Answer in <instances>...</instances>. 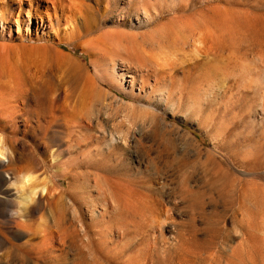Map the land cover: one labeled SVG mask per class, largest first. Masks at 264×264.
Instances as JSON below:
<instances>
[{
	"label": "rangeland",
	"instance_id": "rangeland-1",
	"mask_svg": "<svg viewBox=\"0 0 264 264\" xmlns=\"http://www.w3.org/2000/svg\"><path fill=\"white\" fill-rule=\"evenodd\" d=\"M88 1L92 4H90L91 8H86L84 11L80 25V36L73 37L74 39L70 38L72 42L70 39H67L56 48L52 46V49L46 50L47 53L49 51V53L53 52V54H45V56H43L44 53L40 52L42 53L41 55L43 58H46L47 55H49L48 57L50 58L47 57L45 60L46 63L43 61L44 59L42 56H39L37 51L33 50L34 48H32L39 47L40 42L18 39L15 26L13 27V37L11 39L0 38V42H4L3 44L0 43V51L3 52V45H5V48L7 47V55H13L8 57V63L11 61L13 62L8 64V73L6 76L7 80L4 78V82L2 84L0 83V85H3L4 87V90L0 88V92L5 94H0V96L3 95V99L10 100H8V113L5 115L8 118L6 121H2L0 118V132L6 133V144L8 147L10 146L9 148H11L12 143L11 150H14L12 152L13 155H15H12L13 158L8 161L7 177L5 179L0 178V239L6 237L8 238V243L12 241L13 238L11 239V234H9L10 231L8 230L9 220L12 219L11 221H13L16 219L14 221L20 222L18 219L20 217L17 215H19V211L22 210L23 205H21V203L24 202V198L30 195V188L32 189L33 187L32 191H34L35 187V191L45 188L42 193L43 201L38 212L33 217L29 218L30 221L26 223L29 225L27 226L24 223V227L21 226L24 231L21 229L23 238L19 242H26L27 240L29 242L31 241L30 239H35L29 243H32L34 246L39 245V248L40 246L43 248H41L42 251L41 249L36 250V252H41H37L39 255L33 254V257H31L36 260L35 256H39L40 259L39 257L36 261L34 259H30L28 264H32L34 261L36 264H117L118 260L119 264H126L127 261L129 263L130 257L131 261L133 260L132 264H179L182 263L183 260L184 262L182 264H189L186 263V261L190 262V264H248L247 261L249 260L250 264H256L254 261H257L259 264H263L264 258L262 255H264V233L262 232H264V75L262 74H264V0H85L86 3ZM89 9L91 11H89ZM99 36L101 38H99ZM116 42L118 43L116 44ZM23 43L26 44L27 50H25L26 46ZM28 44H30V46ZM36 44L39 45L36 46ZM73 44L75 46H73ZM87 44L89 46L91 45V47L87 48ZM101 44L105 45L102 47ZM93 45H96V48ZM41 46H43V44H41ZM105 46L108 48H105ZM104 48L108 51H105ZM30 49L31 52H29ZM59 52L60 54H58ZM205 52H207V54H205ZM16 53L17 55H20L22 59L20 56L14 55ZM34 53L38 56L36 57ZM28 54L30 56L34 55L38 59H43H40L42 61V63H40L41 67L39 65L38 59H35L34 56L33 58L29 57ZM62 55L64 57H62ZM65 55L67 57L70 56L69 59H66ZM27 56L30 60L27 59ZM54 56L57 57L55 58ZM16 57L18 58L15 59ZM54 58H59L61 61L57 62L58 60L56 61ZM62 58L64 59L62 60ZM240 58L242 60H238ZM18 59L22 61L20 62ZM252 59L254 61L256 60L253 62L254 64H252ZM15 60H17L18 63ZM34 60L36 61L35 63ZM67 60L71 62L75 61L76 64H73L75 62L72 64L69 62V64ZM235 60H238V63ZM51 61L53 62V65L50 63ZM250 61L251 64L248 63ZM60 62H62L64 67L61 66L62 64ZM257 62L260 64L258 65ZM31 63H34L33 67ZM43 63H45V65ZM57 63L61 64H58L60 66H58L59 68H56ZM236 63L238 66H236ZM245 63H247L249 66L246 64L248 66L246 67ZM71 65L73 67H71ZM76 65H78V67ZM116 66L122 70H125L124 74H129L132 76V78L122 79V77L114 71V69L117 68ZM233 66H235L234 68H238L234 69ZM14 67H17L15 69H18L17 72L20 75L22 74V77L18 73L16 74L15 71H11L12 69L15 70ZM28 67L30 69L29 71L27 70ZM82 67H84L83 72L82 70H78V68L82 69ZM37 68H40L41 70H44L45 68V71L42 70L45 72V74L43 72L41 73V70L39 73L37 72L38 70L35 71ZM60 68L61 70L64 69V72L63 70L60 71ZM249 68L251 69L249 70ZM31 71L34 74L36 73L35 76ZM67 71H70V73ZM71 71L76 72L72 73ZM61 72L64 73V75ZM82 73L87 77H84ZM251 73L255 75L253 76ZM11 74L13 75L12 78L9 77ZM77 74L79 75L78 77ZM17 75L19 78H16L18 82L16 79H14L17 77ZM47 75L50 77V80ZM67 76L71 80L68 79ZM8 77L11 78V81H9ZM32 78L34 79L32 80ZM44 78L46 81H44ZM53 79L56 80L53 81ZM248 79L251 84L248 82ZM35 80L38 81V83H36ZM5 81H8V83ZM87 81L91 83L86 85L88 83ZM127 81L131 82L128 83ZM12 82H17L20 84L14 86V83ZM59 82L61 84L58 85L57 83ZM33 83L34 87L32 86ZM29 84H31V86ZM21 85L23 88H21ZM57 85L59 89H55V87L58 88ZM14 87L15 89H13ZM27 87H29L28 92ZM35 87H38V89ZM17 88L19 91L18 93L16 91ZM50 89L54 90L50 91ZM93 89L94 91L92 92ZM20 90L21 92L24 91L28 93L26 94L28 98L27 103H21V100L19 101L20 98L17 96L20 95L21 97ZM57 90L60 93L55 92ZM37 92H39L38 95L35 94ZM94 92H97V94L94 95ZM102 93L103 95L101 99L100 96ZM33 94L35 95L33 96ZM63 94L65 95L63 96ZM88 95L91 100L93 98H99V102L96 99L92 100V102L90 99H88ZM12 96H14V99ZM36 96L38 100L36 99ZM90 96H92V98ZM17 98L18 100H16ZM11 99H13V101ZM50 99L51 101L52 99L55 101L53 104L55 106H53L54 111L52 109L49 110V108H47L48 110L46 109L45 105L50 102ZM70 99L71 101H69ZM68 102L71 105V108L68 107ZM32 106H34L35 109ZM42 107L43 109L45 108L44 111H42ZM73 107L77 108H75L76 110H73L77 112V114L71 111ZM67 108H69V112ZM60 109H64V112H62ZM34 110H41V113H39L40 115L37 113L38 119L35 117L37 115L36 111ZM77 110L80 111L78 112ZM80 112L82 114L84 113L83 115L86 116L84 119H82L83 116H81V114L78 115ZM51 113L52 115H50ZM66 115L69 116H67L69 120L71 118L69 122L66 121L68 120ZM42 116L45 118H42ZM80 116L83 120L82 124ZM33 117L36 123L34 122V119H32ZM85 118L90 120L91 123L90 121L86 123L87 120H85ZM39 119H42V122L38 125L37 120ZM40 124L42 125L40 126ZM43 124H45L46 129H44ZM87 126L90 127V129L86 128ZM78 129H80V131ZM85 129L87 130L85 131ZM72 130L77 133H72ZM109 133L112 135L114 134L115 139ZM13 137L17 139V141L14 139L16 142L12 140ZM110 137L114 139L113 141L115 144L111 143L112 139ZM116 137L119 138L116 139ZM9 140H12L13 142ZM118 140H122L123 142L130 144L132 150L129 148L127 151L126 148H123L120 153L117 152L114 149V145L123 146V142L121 141L120 143ZM78 144L79 146H77ZM75 148H77L78 151ZM84 149H86V151ZM23 152H25V154ZM90 154L91 157L89 158ZM28 156L29 158H27ZM31 156L33 158H30ZM245 156L247 158H245ZM242 158H245L246 161H244ZM29 159L30 161H28ZM87 159H89V161H87ZM24 160L27 164L24 163ZM31 161L32 164L29 163ZM115 162L117 163V166ZM74 163H76V166H74ZM94 166L95 168H93ZM114 166L118 170H121L118 171ZM113 168H115V170ZM77 169L78 172H76ZM113 170L115 173L116 171L119 172L116 173L118 176L116 177L117 179L115 178L116 174ZM79 171L81 173H79ZM103 172L104 175L102 179L100 176H102ZM109 172L111 174H109ZM88 173L89 175H92L89 176ZM95 174L98 179H93L96 178ZM25 175H30L27 176L29 181H31L30 185H28L29 182H26L27 185L21 184V179H23V176L24 179L28 181V179L25 178ZM105 175L106 177H104ZM108 175H113V177ZM77 176L79 178H77ZM108 177L112 179L110 180ZM120 177L122 180L124 179V182H122L123 184L121 183L123 186L120 184V188H117L115 183H120ZM130 179L132 182H134V185L133 183L132 185L130 184ZM82 180L86 182L84 183ZM127 180H129L130 183ZM102 182L106 187L103 186ZM136 182L137 184L140 182V184H138L139 186H136ZM108 183L111 185L115 184L116 189H114L115 185L113 186L114 188H112V186ZM124 183L128 184L126 185L127 187ZM141 184H143L141 186L142 188L140 187ZM146 184L151 190L149 188L147 189ZM42 185L43 187L44 185L46 187L43 188ZM47 187H51V189ZM92 187L99 192L96 193ZM101 187H104V189L99 190ZM105 188L106 190L108 189L106 192L104 191ZM132 188L134 190H132ZM48 189L51 190V192H48ZM113 189L116 191V193ZM118 189H122V191L124 189V192L125 190L129 191L127 194L125 193L122 195L123 192H120L121 190L118 192ZM141 189L146 190L144 192H149V195L145 194L148 195L145 196L143 191L142 194ZM102 191L106 196H103L104 194ZM130 191L131 193L135 191V194L133 193L131 195L130 193L129 196L126 197ZM137 191L141 194L139 193L140 195H138V193H136ZM47 193H49V195H47ZM98 193H101V198ZM114 193L116 195L115 197ZM159 193L162 194L164 198L159 196ZM45 195L47 199L45 198ZM118 196H122L120 199L121 202L126 198V201H132L134 198L135 200L133 199V201H135V207L138 206L137 210L139 211L138 208L142 206L141 209H145H142L145 212L148 211V214L150 210L147 209L152 203L153 208L155 209H150H152L151 212L154 211V214L150 213L149 215L153 214L154 216L151 215L148 219L145 212H142L143 214H141L140 211L142 210H140L138 213L134 212L137 210L135 207V210L133 209V203L127 202L129 206L124 205V200V203L122 202L123 205L125 207L131 206L130 209L134 210H130L128 213L127 210L129 209L127 208L126 210L118 198V204L120 205L114 204L113 201H116L115 203L118 202L116 200V197ZM94 197L95 199L93 200ZM104 197L106 200H103ZM131 197L133 198L131 199ZM147 198H150V200ZM89 199H91L92 203ZM110 199L111 201L113 199V204H111ZM141 200L142 202H140ZM83 201H85V203ZM150 201L151 203L148 205ZM130 203L132 205H130ZM154 203L156 207L159 206V213L157 208L154 206ZM145 204H147V206H145ZM110 205H114L115 207L120 206L119 208H122L124 211L122 209L120 210L118 207L117 208L119 210L115 209L114 206ZM165 205L168 207V209L165 207ZM161 206H163V208H161ZM15 208L18 209V211H16L13 216H10V210ZM54 208H56V210ZM104 209H106L105 212L101 211ZM117 210L120 214H118ZM60 211H65L68 214L65 212L61 214ZM99 211L103 213V217H99V219H97V214L95 213ZM131 211L133 212V215ZM165 211L169 212V214ZM113 213L117 214L113 215ZM134 213H137L138 215L136 216ZM162 213L166 214L163 216ZM59 214H61L60 216L63 215L64 218L68 216L66 217L68 220L63 218L65 221L64 223L63 220H61L62 218H57ZM129 214L131 218L129 217ZM159 214L163 217L161 218ZM167 214L170 216L168 217ZM140 215L143 216L141 217ZM43 216L45 217L43 218ZM51 216H53L54 219H52L53 217L51 218ZM134 216L137 217L136 219L140 223L134 220ZM50 218L51 220H49ZM56 218L57 220L55 221ZM126 218L131 222L128 223V221L125 220ZM138 218H140V220H138ZM153 218H155L154 221ZM169 218L171 220H168ZM47 219L48 221H46ZM129 219L134 220V223ZM144 219L148 220L144 221ZM235 219H237V221ZM163 220H165V223L162 225L161 223ZM45 221L49 224H46ZM66 221L71 222L69 223ZM156 221L158 225L155 223ZM61 222H63L65 225L63 224V226ZM55 223L62 225V227H60L57 224L60 228L54 225L58 228L57 232L55 231L57 228H53V224ZM177 223H179L180 226H178L179 224ZM181 224H183L184 227ZM247 224L248 227H246ZM254 224L256 225L254 226ZM76 225H79V227H76ZM115 225H119L120 228H118V226L115 227ZM156 225L158 228H156ZM29 226H31L30 230L28 229L30 232L27 230ZM35 226H37V228ZM128 226H130L131 229ZM138 226H141V228ZM241 226H245L244 228L250 229L247 230L251 232L248 234V231L245 229V235L244 230L241 229ZM38 227L39 230H37ZM110 227L114 229H111ZM41 228L46 229L48 233L47 231L45 232V230L43 231ZM69 228H74L76 232L72 231L74 229L69 230ZM117 228L121 229L122 232L121 230H117ZM126 228L127 232H125ZM137 228L139 229L137 230ZM160 228L161 231H159ZM35 229L38 233V237L35 235L37 234L34 231ZM167 229L169 231H166ZM64 230L66 231L64 232ZM80 230L81 232L83 231V233H81ZM88 230L89 233H87ZM108 230L110 232L112 231V234H114L112 235ZM171 230H174L175 232H172ZM179 230L180 232H177ZM49 231H51V233ZM77 231H79L78 234H75ZM106 231L108 232L106 233ZM138 232L140 234H138ZM171 232L174 235H171ZM122 233L123 235H120ZM58 234L63 236V238H61L62 240H60L59 237L61 236H58ZM181 234L183 239L180 238ZM104 235L111 237L105 239ZM46 236H48L47 239L45 238ZM113 236L115 239H113ZM178 236L180 239L177 238ZM50 237H52L53 240L50 239ZM38 238L40 242L39 244H36V242L38 243L39 241ZM138 238H140V240H137ZM64 239L66 242H68L67 244ZM73 239L76 241H74L71 245L72 242L70 241ZM98 239L102 240L100 241ZM180 240L183 241H181L183 244L180 243ZM62 241L66 245L63 244ZM102 241L105 242L103 243ZM125 241L127 242L125 243ZM14 242L19 243L13 239L11 244H14ZM75 242L78 243L77 246L80 244L79 248L76 245L74 246V244H76ZM84 242L87 243L84 245ZM174 242H177L176 244L179 243L181 246L175 244L178 246L175 248V246H173ZM246 242L248 243L245 244ZM93 243H97L96 246ZM46 244H48V248L46 247ZM115 244L117 246H115ZM68 245L72 247H69ZM80 246L82 250L85 249L82 254ZM58 247L62 249V251L59 250ZM165 247L167 248L165 249ZM1 248L3 249L5 247L0 246V249ZM245 248L249 249L246 250ZM115 249L118 250L114 251ZM99 250H102L101 253ZM107 250L110 251L108 252ZM122 250L124 251L122 252ZM155 250L158 251L157 256L155 254L157 251L155 252ZM165 250L166 252H164ZM261 250H263V252ZM112 251L113 254L110 253ZM224 251L225 253H223ZM247 251H249V253ZM106 252H108V255H106ZM221 252L222 254H220ZM76 253H79L78 255L81 256L79 257ZM102 253H104V256ZM241 253L243 254L241 255ZM63 254L66 256V258L65 256L63 257ZM107 256L110 258L108 259ZM146 256L148 257L146 258ZM224 256L229 258L231 256L233 259L231 258V260L226 257L224 258ZM78 257L80 261L76 260ZM153 257H158L157 261L156 258ZM86 258L88 260H86ZM125 258L128 260L125 261ZM256 258H258L259 261L256 260ZM235 259H240V262L238 260L236 261ZM244 260L246 261L244 262Z\"/></svg>",
	"mask_w": 264,
	"mask_h": 264
},
{
	"label": "bare ground",
	"instance_id": "bare-ground-1",
	"mask_svg": "<svg viewBox=\"0 0 264 264\" xmlns=\"http://www.w3.org/2000/svg\"><path fill=\"white\" fill-rule=\"evenodd\" d=\"M92 2V1H91ZM86 2H85V0H0V38H9V39H11L13 36V27L15 26L16 27V35H17V38L18 39H20V40H27V41H34V42H40V46L39 47H32V48H34L33 50H35V51H37V54L40 56L42 53H40V52H43L44 53V55L43 56H45V54H53V52L51 53H49V51H48V53L46 52V50H49V49H52L51 47L53 46V47H57V46H59L64 40H67V39H70V38H73V37H79L80 36V25H81V19H82V17H83V14H84V11H85V9L86 8H89L90 7V4H92V3H90L89 1L85 4ZM131 3V2H130ZM89 5V6H88ZM88 6V7H87ZM92 6V5H91ZM91 8V7H90ZM94 9V8H93ZM89 11H91L90 9H89ZM95 11V10H94ZM93 11V12H94ZM83 33V32H82ZM110 33V32H109ZM116 35V34H115ZM82 36H84V35H82ZM105 36V35H104ZM98 37V36H97ZM106 37V36H105ZM99 38H101L100 36H99ZM74 39V38H73ZM93 39H95V38H93ZM71 40V39H70ZM70 40H69V42H70ZM96 40V39H95ZM87 41V40H86ZM90 41H92V40H90ZM100 41V40H99ZM104 41V40H103ZM107 41V40H106ZM105 41V42H106ZM111 41H112V39H111ZM116 41V40H115ZM71 42H72V40H71ZM70 42V43H71ZM94 42V41H93ZM101 42H102V40H101ZM0 43H2V42H0ZM4 43V42H3ZM2 43V44H3ZM66 43V42H65ZM64 43V44H65ZM87 43V42H86ZM88 43H89V41H88ZM95 43V42H94ZM115 43V42H114ZM118 42H116V44H117ZM6 44V43H5ZM8 44V43H7ZM24 44V43H23ZM41 44H43V46H41ZM69 44V43H68ZM83 44V43H82ZM97 44H98V42H97ZM108 44V43H107ZM10 45H11V43H10ZM25 46H26V44H24ZM29 46H30V44H28ZM39 45V44H38ZM37 44H36V46H38ZM88 45V44H87ZM87 45H84V46H87ZM102 45V44H101ZM101 45H100V47H101ZM105 44H103L102 45V47L104 46ZM112 45V44H111ZM3 46H4V48H3ZM2 46V50H3V52L2 51H0V83L2 84L4 81V78H6V76H7V73H8V64L10 63L11 64V62H13V61H11V62H9L8 63V61H9V56L10 55H12V54H10L9 56L7 55V52H6V48H5V45H3ZM7 46V45H6ZM32 46V45H31ZM33 46H35V45H33ZM62 46V45H61ZM73 46H75L74 44H73ZM93 46H95V48H96V45H93ZM116 46V45H115ZM118 46H120V45H118ZM23 47V46H22ZM88 47H91V45L89 46H87V48ZM207 47V46H206ZM24 48V47H23ZM29 48V47H28ZM31 48V47H30ZM31 48V49H32ZM36 48V49H35ZM105 48H108L107 46H105ZM105 48H104V50H105ZM31 49L29 50V52H31ZM54 49V48H53ZM90 49V48H89ZM93 49V48H92ZM99 49V48H98ZM203 49V48H202ZM20 50V49H19ZM18 50V51H19ZM24 50V49H23ZM25 50H27V46H26V48H25ZM24 50V51H25ZM33 50H32V52H33ZM88 50V49H87ZM97 50V49H96ZM107 50V49H106ZM105 50V51H106ZM111 50H112V48H111ZM54 51H56V50H54ZM89 51V50H88ZM100 51H101V49H100ZM102 51H103V49H102ZM108 51V50H107ZM113 51V50H112ZM1 52H2V55H1ZM23 52V51H22ZM39 52V53H38ZM83 52H84V50H83ZM86 52V51H85ZM98 52H99V50H98ZM104 52V51H103ZM102 52V53H103ZM20 53H21V51H20ZM25 53V52H24ZM23 53V54H24ZM26 53H27V51H26ZM67 53V52H66ZM65 53V54H66ZM101 53V52H100ZM105 53H107V52H105ZM116 53H118V52H116ZM240 53V52H239ZM245 53V52H244ZM249 53V52H248ZM19 54V53H18ZM29 54H31V53H29ZM28 54V56L29 57H32L33 58V56H30ZM35 54V53H34ZM58 54H60V52L58 53ZM58 54H57V56H58ZM61 54H62V52H61ZM108 54V53H107ZM109 54H110V52H109ZM205 54H207V52H205ZM14 55H17V53L16 54H14ZM36 55V54H35ZM38 55H36V57L38 56ZM56 55V54H55ZM242 55H244V54H242ZM241 55V56H242ZM13 56V55H12ZM17 56H20V55H17ZM28 56H27V59H29L28 58ZM42 56V55H41ZM43 56H42V58H43ZM49 55H47V57H48ZM57 56H54L55 58L57 57ZM66 56V55H65ZM247 56V55H246ZM21 57V56H20ZM26 57V56H25ZM35 56H34V58L35 59H38V58H36ZM47 57L45 58H43V59H41V60H43V61H45L46 59H47ZM53 57V56H52ZM61 57V56H60ZM62 57H64L63 55H62ZM70 57V56H69ZM69 57H67L66 56V59L68 58L69 59ZM239 57V56H238ZM245 57V56H244ZM18 57H16L15 59H17ZM31 58V59H32ZM48 58H50V57H48ZM54 58V59H55ZM219 58V57H218ZM228 58V57H227ZM246 58V57H245ZM244 58V59H245ZM13 59H14V57H13ZM20 59V58H19ZM18 59V61H20ZM21 59H22V57H21ZM40 59H38V62H39V65H40V63H42V61L40 60ZM64 58H62V60H63ZM71 59V58H70ZM222 59V58H221ZM249 59V58H248ZM257 59V58H256ZM262 59V58H261ZM12 60V59H11ZM26 60V59H25ZM25 60H23V61H25ZM30 60V59H29ZM29 60H28V62H29ZM49 60H51V59H49ZM52 60H53V58H52ZM57 62H59V61H61V59L59 60V58L58 59H55ZM220 60V59H219ZM226 60V59H225ZM238 60H242L241 58L240 59H238ZM237 60V61H238ZM250 60H251V57H250ZM260 60V59H259ZM17 63H18V61L17 60H15ZM22 61V60H21ZM20 61V62H21ZM54 61V60H53ZM68 61V63L69 62H71V61H69V60H67ZM66 61V62H67ZM73 61V60H72ZM166 61V60H165ZM236 61V60H235ZM236 61V62H237ZM244 61V60H243ZM248 61V60H247ZM246 61V62H247ZM256 61V60H255ZM253 59H252V64H254L253 62H255ZM31 62H33V61H31ZM36 61L34 60V63H35ZM73 62H75V61H73ZM73 62H71V64L73 63ZM115 62V61H114ZM225 62V61H224ZM227 62V61H226ZM34 63H31L32 64V67H33V65H34ZM45 63H46V61H45ZM45 63H43L44 65H45ZM50 63H52V65H53V62L51 61ZM49 63V64H50ZM56 63V62H55ZM54 63V64H55ZM61 64H62V62H60ZM63 63H64V61H63ZM161 63V62H160ZM238 63V62H237ZM237 63H236V66H238L237 65ZM242 63V62H241ZM248 63H250L251 64V61L250 62H248ZM13 64V63H12ZM24 64V63H23ZM23 64H21V65H23ZM26 64H27V62H26ZM25 64V65H26ZM30 64V65H31ZM38 64V63H37ZM59 63H57V67L56 68H59L60 66L59 65H61V64H59ZM70 64V63H69ZM73 64H76V62L75 63H73ZM78 64V63H77ZM170 64V63H169ZM233 64V63H232ZM247 63H245V65H246ZM257 64L259 65L260 63H258L257 62ZM263 64H264V62H263ZM17 65V64H16ZM19 65H20V63H19ZM28 65V64H27ZM65 65V64H64ZM66 65H67V63H66ZM83 65V64H82ZM234 65V64H233ZM243 66H245L244 64H242ZM241 65V66H242ZM248 65V64H247ZM246 65V67H248ZM12 66V65H11ZM14 66V65H13ZM35 66H38V65H35ZM59 66V67H58ZM61 66H63V64L61 65ZM69 66V65H68ZM77 67H78V65H76ZM171 66V65H170ZM229 66V65H228ZM251 66V65H250ZM253 66V65H252ZM262 66V65H261ZM260 66V67H261ZM9 67H10V65H9ZM21 67V66H20ZM19 67V68H20ZM23 67V66H22ZM30 67V66H29ZM29 67H28V71L30 70L29 69ZM31 67V68H32ZM40 67H41V65H40ZM42 67H43V65H42ZM47 67H48V65H47ZM52 67V66H51ZM64 67V66H63ZM71 67H73L72 65H71ZM81 67V66H80ZM117 68H115L114 69V71H115V73L117 72L118 73V75H120L121 77H122V79H130V78H132V76H130L129 74H124V71L125 70H122L121 68H119L118 66H116ZM168 67V66H167ZM172 67V66H171ZM235 66H233V68H234ZM263 67V66H262ZM15 68H17V67H14V69ZM26 68H27V66H26ZM25 68V69H26ZM36 68V67H35ZM49 68V67H48ZM68 68V67H67ZM66 68V69H67ZM158 68V67H157ZM164 68V67H163ZM238 68V67H237ZM237 68H234V69H237ZM9 69H11V68H9ZM22 69V68H21ZM47 69V68H46ZM65 69V70H66ZM85 69H87V68H85ZM171 69V68H170ZM169 69V70H170ZM240 69H242V68H240ZM251 68H249V70H250ZM263 69V68H262ZM261 69V70H262ZM18 70V69H17ZM17 70L15 69V70H11V71H15V73L17 74L18 72H17ZM26 70V71H27ZM32 70V69H31ZM36 70H38L37 72L39 73V71L41 70L40 68L38 69H35V71ZM43 70V69H42ZM41 70V73L43 72V71H45V68H44V70L42 71ZM51 70V69H50ZM56 70V69H55ZM54 70V71H55ZM60 71H62L63 70V72H64V69H62L61 70V68L59 69ZM70 70H71V68H70ZM73 70V69H72ZM78 70L79 71H81L82 70V72H83V70H84V67H82V69H79L78 68ZM239 70V69H238ZM245 70V69H244ZM257 70H259V69H257ZM260 70V71H261ZM22 71H24V70H22ZM26 71H25V74H26ZM247 71V70H246ZM245 71V72H246ZM32 72V71H31ZM33 72H34V69H33ZM32 72V73H33ZM67 72H69L70 73V71H67ZM66 72V74L68 75V73ZM72 73H75L74 71H71ZM78 72V71H77ZM234 72V71H233ZM242 72V71H241ZM252 72V71H251ZM257 72V71H256ZM255 72V73H256ZM22 73V72H21ZM30 73V72H29ZM28 73V74H29ZM44 74H45V72H43ZM54 73V72H53ZM59 73V72H58ZM62 73V72H61ZM248 73V72H247ZM260 73V72H259ZM19 74V73H18ZM34 74V73H33ZM36 74V73H35ZM35 74H34V76H35ZM52 74V73H51ZM54 74H56V73H54ZM60 74V73H59ZM59 74H58V76H59ZM63 75H64V73H62ZM81 74V73H80ZM84 74H85V72H84ZM244 74V73H243ZM252 74V73H251ZM258 74V73H257ZM9 75H10V73H9ZM20 75V74H19ZM22 75V74H21ZM20 75V76H21ZM30 75V74H29ZM42 75V74H41ZM40 75V76H41ZM76 75V74H75ZM82 75H83V73H82ZM250 75V74H249ZM253 75V74H252ZM255 75V74H254ZM253 75V76H254ZM262 75H264V74H262ZM12 74H11V76H9V77H11L12 78ZM16 76V75H15ZM19 76V77H20ZM23 76V75H22ZM21 76V77H22ZM48 76V75H47ZM51 76H53V75H51ZM66 76V75H65ZM79 75L77 74V77H78ZM84 76V75H83ZM86 76V75H85ZM84 76V77H85ZM246 76H248V75H246ZM253 76H252V78H253ZM258 76V75H257ZM8 77V79H9V81H11L10 79L11 78H9ZM37 77V76H36ZM39 77V76H38ZM70 77H71V75H70ZM87 77V76H86ZM16 78H18V75H17V77H15L14 79H16ZM35 78V77H34ZM34 78H32V80L34 79ZM48 78H49V80H50V77L48 76ZM57 78V77H56ZM67 78L68 79H70L68 76H67ZM74 78V77H73ZM241 78H242V76H241ZM245 78V77H244ZM247 78V77H246ZM19 79V78H18ZM27 79H29V78H27ZM40 79V78H39ZM42 79V78H41ZM45 79V78H44ZM249 79H250V76H249ZM249 79H248V82H249ZM6 80H7V78H6ZM17 80V79H16ZM16 80H14V81H16ZM23 80H24V78H23ZM22 80V81H23ZM37 80H38V78H37ZM54 80H56V79H53V81ZM71 80V79H70ZM77 80V79H76ZM13 81V80H12ZM20 81V80H19ZM30 81V80H29ZM36 81V80H35ZM44 81H46V79L44 80ZM58 81H60V80H58ZM89 81V80H88ZM87 81V82H88ZM244 81V80H243ZM6 83H8V81H5ZM17 82H18V80H17ZM17 82H12V83H14V86H16L18 83ZM31 82V81H30ZM128 82V81H127ZM131 82V81H130ZM130 82H128V83H130ZM20 83H21V81H20ZM19 83V84H20ZM24 83V82H23ZM32 83V82H31ZM36 83H38V81H36ZM44 83V82H43ZM70 83V82H69ZM91 83V82H90ZM89 82L86 84V85H88V84H90ZM250 84H251V82H249ZM18 84V85H19ZM44 84H46V83H44ZM58 85L59 84H61L60 82L59 83H57ZM76 84V83H75ZM9 85V84H8ZM30 86H31V84H29ZM38 85V84H37ZM58 85H57V87H58ZM71 85V84H70ZM13 86V85H12ZM22 86V85H21ZM33 87H34V83H33V85H32ZM36 86V85H35ZM45 86H47V85H45ZM90 86V85H89ZM88 86V87H89ZM248 86H250V85H248ZM8 87V86H7ZM26 87V86H25ZM32 87V88H33ZM38 87H39V85H38ZM38 87L36 88V89H38ZM48 87V86H47ZM251 87V86H250ZM256 87V86H255ZM0 88H2V90H4V87H3V85L1 86L0 85ZM20 88V87H19ZM21 88H23V86L21 87ZM28 88L29 87H27V92L29 91L28 90ZM50 88H51V86H50ZM72 88V87H71ZM91 88V87H90ZM12 89V88H11ZM13 89H15V87L13 88ZM34 89V88H33ZM35 89V90H36ZM42 89V88H41ZM44 89V88H43ZM55 89H59V87L58 88H56L55 87ZM86 89V88H85ZM96 89V88H95ZM22 90V89H21ZM21 90H20V92H21ZM54 90V89H53ZM53 90H51L50 89V91H53ZM61 90V89H60ZM66 90V89H65ZM87 90V89H86ZM86 90H84V91H86ZM1 91V90H0ZM17 93L19 92L18 91V88H17ZM33 91V90H32ZM38 91V90H37ZM45 91V90H44ZM49 91V92H50ZM89 91V90H88ZM94 91V89L92 90V92ZM10 92H11V90H10ZM39 92H41V91H39ZM39 92H37V93H35V94H37L38 95V93ZM55 92H58V90L57 91H55ZM64 92V91H63ZM66 92V91H65ZM91 92V93H92ZM98 92V91H97ZM97 92L95 93L94 92V95H96L97 94ZM6 93V92H5ZM9 93V92H8ZM58 93H60V92H58ZM0 94H3V95H5L4 93H2V92H0ZM21 94V97H20V95L19 96H17V97H19L20 99H19V101L21 100V103H27V101H28V98H27V95L26 94H28V93H26V92H21L20 93ZM35 94H33V96L35 95ZM54 94V93H53ZM3 95H1L0 96V118L2 119V121H6V119L8 118L7 116H5L7 113H8V100L9 99H3L4 98V96ZM12 95V94H11ZM18 95V94H17ZM48 95V94H47ZM61 95V94H60ZM65 94H63V96H64ZM67 95V94H66ZM102 95H103V93L101 94V96H100V94H99V96H100V98L102 97ZM7 96V95H6ZM40 96V95H39ZM55 96V95H54ZM57 96V95H56ZM13 97V99H14V96H12ZM42 97V96H41ZM44 97V96H43ZM48 97V96H47ZM51 97V96H50ZM91 98H92V96H90ZM95 97H97V96H95ZM30 98V97H29ZM33 98V97H32ZM31 98V99H32ZM52 98H54V97H52ZM59 98H61V97H59ZM13 99H11L12 101H13ZM36 99H37V96H36ZM88 99H90L89 98V95H88ZM98 100L97 98H93L92 100ZM102 99V98H101ZM16 100H18V98L16 99ZM38 100V99H37ZM91 100V99H90ZM91 100V101H92ZM10 101V100H9ZM15 101V100H14ZM18 101V102H19ZM34 101H35V99H34ZM50 102L49 103H47L45 106H46V109L47 108H49V110H53L54 109V100L52 99V101H51V99L49 100ZM59 101V100H58ZM66 101V100H65ZM69 101H71V99L69 100ZM17 102V101H16ZM36 102V101H35ZM41 102V101H40ZM73 102V101H72ZM75 102V101H74ZM90 102V101H89ZM93 102V101H92ZM98 102H99V100H98ZM98 102H96L97 104H99ZM76 103V102H75ZM96 103H94V104H96ZM10 104H12V103H10ZM14 104V103H13ZM43 104V103H42ZM62 104V103H61ZM65 104V103H64ZM68 104H69V102H68ZM74 104V103H73ZM23 105V104H22ZM25 105V104H24ZM28 105V104H27ZM29 105H30V103H29ZM32 105V104H31ZM34 105V104H33ZM40 105V104H39ZM65 105H67V104H65ZM64 105V106H65ZM92 105V104H91ZM42 106H44V105H42ZM54 106V107H53ZM57 106H58V104H57ZM73 106V105H72ZM20 107V106H19ZM21 107H23V106H21ZM24 107H26V106H24ZM29 107V106H28ZM32 107H34V106H32ZM37 107V106H36ZM40 107H41V105H40ZM68 107H70L71 108V105L69 104L68 105ZM78 107V106H77ZM63 108V107H62ZM66 108V107H65ZM74 108V107H73ZM71 109V111H73V110H76L75 108L74 109ZM26 109H28V108H26ZM34 109H35V107H34ZM38 109V108H37ZM45 109V108H44ZM44 109H43V107H42V111H44ZM68 109V112H69V108H67ZM79 109V108H78ZM83 109H85V108H83ZM48 110V109H47ZM62 112H64L62 109H60ZM66 110V109H65ZM34 111H36V110H34ZM37 111H39V110H37ZM36 111V115L37 116H35V117H37V119H38V114L39 113H41V110L39 111V112H37ZM54 111V110H53ZM53 111H52V113H53ZM56 111V110H55ZM58 111H59V109H58ZM60 111V112H61ZM78 111V110H77ZM80 111V110H79ZM78 111V112H79ZM82 111V110H81ZM46 112V111H45ZM67 112V113H68ZM73 112H75V111H73ZM85 112V111H84ZM38 113V114H37ZM52 113L50 114V115H52ZM70 113H72V112H70ZM76 114H77V112H75ZM86 113V112H85ZM27 114H29V113H27ZM33 114V113H32ZM35 114V113H34ZM48 114V113H47ZM47 114H45V115H47ZM63 114V113H62ZM81 114V116H83L82 117V119H84V117H86L85 115H83L81 112L78 114V115H80ZM15 115H17V114H15ZM40 115V114H39ZM43 115H44V113H43ZM49 115V114H48ZM57 115V114H56ZM59 115V114H58ZM64 115V114H63ZM73 115V114H72ZM14 116V115H13ZM27 116V115H26ZM33 116V115H32ZM54 116H55V114H54ZM53 116V117H54ZM68 115H66V118H68L67 117ZM75 116V115H74ZM81 116H80V119H81ZM30 117V116H29ZM40 117V116H39ZM50 117V116H49ZM48 117V118H49ZM53 117H52V120H53ZM61 117V116H60ZM94 117V116H93ZM42 118H45V117H43L42 116ZM55 118V117H54ZM65 118V117H64ZM73 118V117H72ZM77 118V117H76ZM16 119V118H15ZM32 119H34V117L32 118ZM50 119V118H49ZM81 119V124H82V120ZM39 120H41V121H39ZM39 120H37V123H38V125H39V123H41L42 122V119H39ZM48 120V119H47ZM51 120V119H50ZM56 120V119H55ZM70 120H71V118H70ZM69 120V118H68V120H66V121H70ZM77 120V119H76ZM85 120H87V122L86 123H88L90 120H88V119H86L85 118ZM95 120H96V118H95ZM26 121V120H25ZM28 121V120H27ZM43 121H44V119H43ZM34 122H35V119H34ZM45 122H46V120H45ZM48 122V121H47ZM52 122V121H51ZM56 122V121H55ZM64 122V121H63ZM77 122V121H76ZM97 122V121H96ZM101 122V121H100ZM32 123V122H31ZM36 123V122H35ZM49 123V122H48ZM71 123V122H70ZM90 123H91V121H90ZM5 124V123H4ZM47 124V123H46ZM50 124V123H49ZM56 124V123H55ZM68 124V123H67ZM24 125V124H23ZM31 125H33V124H31ZM42 124H40V126H41ZM44 125V129H46V126H45V124H43ZM70 125V124H69ZM76 125V124H75ZM74 125V126H75ZM91 125V124H90ZM40 126H38V127H40ZM66 126V125H65ZM79 126V125H78ZM104 126V125H103ZM48 127V126H47ZM67 127V126H66ZM71 127V126H70ZM85 127V126H84ZM92 127V126H91ZM42 128V127H41ZM41 128H40V130H41ZM50 128V127H49ZM48 128V129H49ZM55 128V127H54ZM76 128H77V126H76ZM86 128H89L90 129V127H86ZM43 129V128H42ZM44 129H43V131H44ZM69 129V128H68ZM74 129H75V127H74ZM81 129V128H80ZM80 129H78L79 131H80ZM88 129V130H89ZM3 130V129H2ZM54 130V129H53ZM87 129H85V131H86ZM5 131V130H4ZM73 131V130H72ZM77 131V130H76ZM132 131V130H131ZM40 132H42V131H40ZM45 132V131H44ZM47 132H48V130H47ZM65 132V131H64ZM71 133V132H70ZM72 133H75L74 131L72 132ZM77 133V132H76ZM75 133V134H76ZM94 133V132H93ZM62 134V133H61ZM80 134V133H79ZM85 134V133H84ZM89 134V133H88ZM91 134H92V131H91ZM110 134V133H109ZM108 134V135H109ZM64 135V134H63ZM72 135V134H71ZM112 137H114V134L112 135V134H110ZM15 136V135H14ZM75 136V135H74ZM81 136V135H80ZM93 136V135H92ZM91 136V137H92ZM96 136V135H95ZM94 136V137H95ZM77 137V136H76ZM81 137H83V136H81ZM90 137V138H91ZM112 137H110L111 139H112V141H111V143H113V144H115L114 143V139H115V137H114V139L112 138ZM119 137H120V135H119ZM119 137H116V139H118ZM132 137V136H131ZM64 138V137H63ZM122 138V137H121ZM127 138V137H126ZM14 139H16V138H14L13 137V141H15ZM43 139V138H42ZM52 139V138H51ZM66 139V138H65ZM69 139V138H68ZM71 139V138H70ZM82 139V138H81ZM123 139V138H122ZM128 139V138H127ZM12 140H9V141H11V142H13ZM27 140V139H26ZM25 140V141H26ZM79 140V139H78ZM131 140V139H130ZM16 141H17V139H16ZM15 141V142H16ZM74 141V140H73ZM83 141V140H82ZM82 141H80V142H82ZM117 141V140H116ZM122 141V140H121ZM121 141L120 140H118V142H120L121 143ZM125 141H126V139H125ZM29 142V141H28ZM117 142V143H118ZM123 142V141H122ZM7 143V142H6ZM29 143H31V142H29ZM70 143V142H69ZM72 143H75V142H72ZM15 144V143H14ZM13 144V145H14ZM32 144V143H31ZM112 144V145H113ZM33 145V144H32ZM70 145H72V144H70ZM120 145V144H119ZM8 146V145H7ZM77 146H79V144L77 145ZM81 146V145H80ZM105 146V145H104ZM109 146V145H108ZM10 147V146H9ZM72 147V146H71ZM90 147V146H89ZM112 147V146H111ZM110 147V148H111ZM136 147V146H135ZM11 148H12V143H11ZM15 148V147H14ZM88 148V147H87ZM86 148V149H87ZM107 148V147H106ZM109 148V147H108ZM123 148L125 149L126 148V150L127 149H131L132 147H131V145L130 144H128V143H125V142H123V146L121 145V146H118V145H114V149L117 151V152H121L122 150H123ZM16 149V148H15ZM72 149V148H71ZM76 150H77V148H75ZM86 149H84L85 151H86ZM97 149V148H96ZM113 149V148H112ZM18 150V149H17ZM132 150V149H131ZM12 151H14V150H12ZM78 151V150H77ZM89 151V150H88ZM128 151V150H127ZM13 153V152H12ZM24 154H25V152H23ZM88 153V152H87ZM118 153V154H119ZM19 154V153H18ZM32 154V153H31ZM83 154V153H82ZM247 154V153H246ZM84 155V154H83ZM13 156H15V155H13ZM13 156H11L10 158H9V160H11L12 158H13ZM19 156V155H18ZM86 156V155H85ZM96 156H97V154H96ZM247 156V155H246ZM245 156V158H247ZM17 157V156H16ZM82 157V156H81ZM87 157H88V155H87ZM91 157V154H90V156H89V158ZM98 157V156H97ZM103 157V156H102ZM101 157V158H102ZM112 157V156H111ZM22 158H23V156H22ZM27 158H29V156L27 157ZM30 158H33L32 156L30 157ZM95 158V157H94ZM100 158V159H101ZM245 158H242V159H244V161H246L245 160ZM19 159V158H18ZM111 159V158H110ZM117 159V158H116ZM115 159V160H116ZM241 159V160H242ZM249 159V158H248ZM8 160V161H9ZM78 160V159H77ZM91 160V159H90ZM112 160V159H111ZM13 161V160H12ZM21 161L23 162V160L21 159ZM28 161H30V159L28 160ZM87 161H89V159H87ZM113 161V160H112ZM119 161V160H118ZM71 162H73V161H71ZM83 162H84V159H83ZM121 162V161H120ZM119 162V163H120ZM248 162V161H247ZM12 163V162H11ZM24 163H25V160H24ZM29 163H31L32 164V161L31 162H29ZM89 163V162H88ZM99 163V162H98ZM107 163V162H106ZM14 164V163H13ZM13 164H12V166H13ZM25 164H27V163H25ZM93 164H94V162H93ZM110 164V163H109ZM112 164V163H111ZM115 164H116V166H117V163L115 162ZM121 164V163H120ZM20 165V164H19ZM29 165V164H28ZM17 166H18V164H17ZM74 166H76V163H74ZM89 166H90V164H89ZM88 166V167H89ZM99 166H100V164H99ZM14 167H16V166H14ZM24 167H27V166H24ZM66 167V166H65ZM91 167H92V164H91ZM103 167V166H102ZM102 167H101V170H102ZM107 167H109V166H107ZM115 167V166H114ZM130 167V166H129ZM12 168V167H11ZM74 168V167H73ZM87 168V167H86ZM93 168H95V166L93 167ZM116 168V167H115ZM115 168H113L114 170H115ZM123 168H124V166H123ZM250 168V167H249ZM117 169V168H116ZM15 170H16V168H15ZM80 170V169H79ZM93 170V169H92ZM95 170V169H94ZM113 170V171H114ZM118 170V169H117ZM121 170V169H120ZM120 170H118V171H120ZM0 178L1 179H5L6 177H7V175H8V162L5 164V163H2V162H0ZM73 171V170H72ZM82 171V170H81ZM118 171H116V173L118 172ZM127 171V170H126ZM76 172H78V169H77V171ZM75 172V173H76ZM86 172V171H85ZM90 172V171H89ZM94 172V171H93ZM102 172V171H101ZM101 172H100V174H101ZM111 172V171H110ZM109 172V174H111ZM27 173V172H26ZM79 173H81L80 171H79ZM95 173V172H94ZM93 173V174H94ZM96 173H97V171H96ZM99 173V172H98ZM107 173H108V171H107ZM114 173H115V171H114ZM115 173V174H116ZM119 173V172H118ZM122 173V172H121ZM242 173V172H241ZM250 173H251V171H250ZM28 174V173H27ZM106 174V173H105ZM246 174V173H245ZM23 175V174H22ZM73 175V174H72ZM71 175V176H72ZM88 175H89V173H88ZM90 175H92V174H90ZM89 175V176H90ZM99 175V174H98ZM103 175H104V172L102 173V176H100V177H102V179H103ZM107 175V174H106ZM106 175L104 176V177H106ZM249 175V174H248ZM26 176V175H25ZM27 176H30V175H27ZM25 177V178H27L28 179V177ZM108 176H110V175H108ZM115 176V175H114ZM129 176H130V174H129ZM94 177V176H93ZM95 177H96V174H95ZM110 177H113V175L112 176H110ZM110 177H108V178H110ZM116 177H118L117 176V174H116V176H115V178ZM126 177V176H125ZM124 177V178H125ZM128 177V176H127ZM136 177V176H135ZM247 177V176H246ZM30 178V177H29ZM77 178H79L78 176H77ZM82 178H83V176H82ZM86 178V177H85ZM84 179V178H83ZM93 179H98L97 177L96 178H93ZM106 179V178H105ZM112 178H110V180H111ZM114 179V178H113ZM117 179V178H116ZM127 179V178H126ZM86 180H87V178H86ZM91 180V179H90ZM100 180V179H99ZM109 180V179H108ZM118 180H119V178H118ZM121 180V181H120ZM120 180H119V182L120 183H115L116 185H117V188L119 187L120 188V184L122 183V182H124L122 179H121V177H120ZM131 180V179H130ZM132 180H133V178H132ZM132 180H131V183L129 182V180H127L131 185H132V183H133V185H134V182H132ZM249 180V179H248ZM82 181H84V180H82ZM94 181V180H93ZM97 181V180H96ZM102 181V180H101ZM134 181V180H133ZM26 182H29V184L28 185H30V182L31 181H29V179H28V181L26 180V179H24V176H23V179H21V184L22 185H25L26 184ZM77 182V181H76ZM81 182V181H80ZM86 181H84V183H85ZM89 182V181H88ZM104 182V181H103ZM102 182V183H103ZM108 182V181H107ZM111 182V181H110ZM109 182V183H110ZM118 182V181H117ZM141 182V181H140ZM140 182L138 183V184H140ZM145 182V181H144ZM33 183V182H32ZM31 183V184H32ZM83 183V182H82ZM108 183V184H109ZM44 184V183H43ZM75 184V183H74ZM90 184V183H89ZM88 184V185H89ZM100 184H101V182H100ZM99 184V185H100ZM115 184H109V185H111L112 186V188H114L113 186L115 185ZM123 184V183H122ZM121 184V185H122ZM125 184V186L126 185H128V184H126V183H124ZM136 184H137V182H136ZM135 184V185H136ZM136 185V186H139V185ZM27 185V184H26ZM35 185H37V184H35ZM86 185H87V183H86ZM85 185V186H86ZM95 185V184H94ZM102 185V184H101ZM116 185H115V188L114 189H116ZM143 184H141L140 185V187L142 186ZM150 185V184H149ZM49 186V185H48ZM52 186V185H51ZM78 186V185H77ZM103 186L104 187H106L105 185H104V183H103ZM110 186V187H111ZM123 186V185H122ZM121 186V187H122ZM124 186V187H125ZM151 186V185H150ZM31 187V186H30ZM29 187V188H30ZM37 187V186H36ZM42 187H43V185H42ZM44 187H46L45 185H44ZM43 187V188H44ZM87 187V186H86ZM90 187V186H89ZM95 187V186H94ZM104 187L102 188H99V190L100 189H104ZM127 187V186H126ZM129 187V186H128ZM132 187V186H131ZM134 187V186H133ZM146 187H147V189L149 188L148 186H147V184H146ZM145 187V188H146ZM22 188V187H21ZM38 188V187H37ZM39 188H40V186H39ZM47 188H49V189H51V187H47ZM93 188V187H92ZM96 188V187H95ZM98 188V187H97ZM123 188V187H122ZM130 188V187H129ZM128 188V189H129ZM137 188V187H136ZM135 188V189H136ZM142 188V187H141ZM32 189H33V187H32ZM32 189L30 188V191H29V193H30V195L29 196H27L26 198H24L23 200H24V202H23V200H22V202L23 203H21V205H23L22 206V210H20L19 211V215H17L18 217H20V218H18L19 220H20V222H16V221H14V220H16V219H14L13 221H11V220H9V223H8V230L10 231L9 232V234H11V239L13 238L15 241H17V242H19L22 238H23V236H22V232H21V226H23L24 227V223H25V225H27L26 223L27 222H29L30 220H29V218H31V217H33L37 212H38V210L40 209V206H41V203H42V196H43V191L45 190V188L44 189H40L39 191H35V187H34V191H32ZM47 190L48 192L50 191L51 192V190ZM94 189V188H93ZM113 189V190H114ZM137 189H139V188H137ZM143 189H144V187H143ZM143 189H141V193L143 194V192L144 191H146V190H143ZM150 189V188H149ZM153 189V188H152ZM157 189V188H156ZM54 190V189H53ZM95 191H96V193L97 192H99V191H97L96 189H94ZM108 190V189H107ZM106 190V188H105V192L107 191ZM121 190V191H120ZM130 190V189H129ZM129 190H125V192H124V189H123V191H122V189H118V192L120 191V192H123V194L122 193H120V194H122V195H124L125 193L127 194V192L129 191ZM132 190H134L133 188H132ZM151 190V189H150ZM149 190V191H150ZM161 190V189H160ZM163 190V189H162ZM80 191V190H79ZM85 191V190H84ZM93 191V190H92ZM115 191V190H114ZM138 191H140V190H138ZM138 191L136 192V193H138ZM143 191V192H142ZM148 191V190H147ZM154 191L156 192V190L154 189ZM133 192V191H132ZM152 192V191H151ZM154 192V193H155ZM53 193V192H52ZM59 193V192H58ZM73 193V192H72ZM84 193V192H83ZM102 193H103V191H102ZM109 193V192H108ZM115 193H116V191H115ZM115 193H114V197L116 196L115 195ZM131 193V191L128 193V195H126V197L127 196H129V194ZM134 194H135V191L133 192ZM133 193H131V195L133 194ZM140 193V192H139ZM138 193V195H140ZM149 193V192H148ZM147 192H144V195L145 194H148ZM154 193H152V194H154ZM157 193H158V190H157ZM82 194V193H81ZM89 194V193H88ZM91 194V193H90ZM92 194H94V193H92ZM101 194V193H100ZM100 194L98 193V195L100 196ZM104 195L103 196H106L105 195V193H103ZM107 194V193H106ZM117 194H119V193H117ZM160 194V193H159ZM47 195H49V193H47ZM74 195V194H73ZM85 195H86V192H85ZM84 195V196H85ZM97 195V194H96ZM149 195V194H148ZM148 195H145V196H148ZM158 195V194H157ZM91 196V195H90ZM89 196V197H90ZM110 196H112V195H110ZM145 196H143V197H145ZM153 196H155V195H153ZM159 196H161L162 198H164L163 196H162V194H160ZM168 196V195H167ZM49 198H51L52 197V195H51V197L50 196H48ZM54 197V196H53ZM82 197V196H81ZM97 197V196H96ZM121 197L122 196H118V197H116V200L118 201V199H119V201H120V199H121ZM125 197V196H124ZM135 197V196H134ZM142 197V198H143ZM45 198H46V195H45ZM91 198V197H90ZM100 198H101V196H100ZM118 198V199H117ZM129 198V197H128ZM133 197H131V199H132ZM47 199V198H46ZM80 199V198H79ZM95 199V197L93 198V200ZM98 199V198H97ZM127 199V198H126ZM126 199H124L125 200V204L124 205H128L127 204V202H131V203H133V205L134 206H132L133 207V209L135 210V208H136V210H137V207H135V201H133V199H132V201L130 200V201H126ZM140 199H141V197H140ZM144 199H146V198H144ZM147 199H149L150 200V198H147ZM83 200H84V197H83ZM90 200V202L92 203V201H91V199H89ZM103 200H106L105 199V197L103 198ZM115 200V199H114ZM123 200V199H122ZM124 200L122 201L123 203H124ZM129 200V199H128ZM135 200V199H134ZM137 200V199H136ZM139 200V199H138ZM159 200V199H158ZM66 201V200H65ZM80 201H82V200H80ZM87 201H88V199H87ZM98 201H99V199H98ZM97 201V202H98ZM110 201H111V199H110ZM112 201H113V199H112ZM112 201H111V204H113L112 203ZM119 201L117 202V203H115L116 201H113L114 202V204L116 205H120V204H118L119 203ZM151 201H152V199H151ZM151 201L148 203V205L151 203ZM162 201H163V199H162ZM164 201H165V199H164ZM47 202V201H46ZM45 202V203H46ZM84 203H85V201H83ZM94 202V201H93ZM100 202V201H99ZM107 202V201H106ZM105 202V203H106ZM121 202V201H120ZM121 202V204L123 205V203ZM140 202H142V200L140 201ZM145 202V201H144ZM147 202H148V200H147ZM146 202V203H147ZM153 202V201H152ZM70 203V202H69ZM80 203V202H79ZM96 203V202H95ZM130 203V205H132ZM137 203V202H136ZM158 203V202H157ZM164 203V202H163ZM166 203V202H165ZM168 203V202H167ZM248 203V202H247ZM44 204V203H43ZM141 204V203H140ZM152 204V203H151ZM151 204H150V207L147 209V210H150V212H149V214L150 213H153L154 214V211L153 212H151L152 211V209H155V208H153V204H152V207H151ZM159 204H160V202H159ZM158 204V205H159ZM241 204V203H240ZM252 204V203H251ZM46 205V204H45ZM76 205V204H75ZM80 205V204H79ZM97 205V204H96ZM104 205V204H103ZM108 205V204H107ZM123 205V206H124ZM161 205H162V203H161ZM249 205V204H248ZM43 206V205H42ZM56 206V205H55ZM85 206V205H84ZM87 206V205H86ZM89 206V205H88ZM99 206V205H98ZM110 206H114V205H110ZM123 206H121V207H123ZM129 206V205H128ZM145 206H147V204H145ZM154 206H155V203H154ZM46 207V206H45ZM97 207V206H96ZM95 207V208H96ZM102 207V206H101ZM107 207V206H106ZM115 207V206H114ZM118 206H116L115 207V209H118L117 208ZM135 207V208H134ZM140 207V206H139ZM142 207V206H141ZM141 207L140 208H138L139 209V211L140 210H142L141 209ZM144 207V206H143ZM156 207V206H155ZM158 207L159 206H157L156 208H157V210H158ZM165 207L168 209V207L165 205ZM48 208V207H47ZM51 208V207H50ZM78 208V207H77ZM84 208V207H83ZM108 208H110V207H108ZM113 208V207H112ZM124 208L127 210V208L129 209V210H127L128 211V213H129V211L130 210H133V209H130L131 208V206L130 207H125L124 206ZM146 208V207H145ZM150 208H152V209H150ZM161 208H163V206H161ZM251 208V207H250ZM20 209V208H19ZM55 210H56V208H54ZM98 209V208H97ZM107 209V208H106ZM106 209H104V210H101V211H103V212H105V210ZM114 209V208H113ZM120 210L122 209V208H119ZM118 209V210H119ZM246 209V208H245ZM53 210V209H52ZM65 210V209H64ZM73 210V209H72ZM112 210V209H111ZM118 210H117V212H118ZM123 210V209H122ZM125 210V211H126ZM133 210V211H134ZM143 210H145V209H143ZM140 211L141 212V214H143L142 212H145V211ZM157 210H155V211H157ZM160 210V209H159ZM158 210V213L160 212ZM251 210V209H250ZM54 211V210H53ZM58 211H59V209H58ZM66 211H67V209H66ZM79 211V210H78ZM98 211V210H97ZM101 211H99V212H97V213H95V214H97V219H99V217H103V213L101 212ZM108 211V210H107ZM124 211V210H123ZM138 210L137 211H134V212H139ZM163 211V210H162ZM167 211V210H166ZM165 211V212H166ZM169 211V210H168ZM248 211V210H247ZM55 212V211H54ZM61 212V211H60ZM59 212V213H60ZM63 212H65V211H62L61 212V214H63ZM84 212V211H83ZM111 212V211H110ZM112 212H113V210H112ZM132 212V211H131ZM130 212V213H131ZM148 211H146L145 213H146V215H147V217H148V219H149V217L151 216V215H153V214H151V215H149L148 213H147ZM170 212V211H169ZM169 212H166V213H168L169 214ZM252 212V211H251ZM18 213V212H17ZM57 213V212H56ZM55 213V214H56ZM65 213H67V212H65ZM64 213V214H65ZM107 213V212H106ZM109 213V212H108ZM124 213H127V212H124ZM137 213H134L136 216L138 215ZM166 213H162L163 214V216L166 214ZM171 213V212H170ZM61 214H59V216L57 217V218H62L61 220H63V222L65 223V221H64V219L66 218V217H68V216H66V215H64V216H66L65 218L63 217V215L62 216H60ZM68 214V213H67ZM74 214H76V213H74ZM84 214V213H83ZM94 214V215H95ZM117 214V213H116ZM115 213H113V215H116ZM118 214H120L119 212H118ZM121 214H122V212H121ZM140 214V213H139ZM157 214V213H156ZM155 214V215H156ZM168 214H167V216H168ZM49 215V214H48ZM56 215H58V214H56ZM132 215H133V212H132ZM149 215V216H148ZM54 216V215H53ZM53 216H51V218L53 217ZM75 216V215H74ZM136 216H134L135 217V219L134 220H136V222H138L137 221V217ZM141 216V215H140ZM140 216H138V217H140ZM143 216V215H142ZM141 216V217H142ZM145 216V215H144ZM154 216V215H153ZM159 216L162 218L163 216H161L160 214H159ZM170 216V215H169ZM168 216V217H169ZM45 216H43V218H44ZM55 217V216H54ZM54 217L52 218V219H54ZM82 217H83V215H82ZM110 217V216H109ZM128 217V216H127ZM129 217H130V214H129ZM146 217V216H145ZM244 217V216H243ZM42 218V219H43ZM47 218H49V217H47ZM51 218L49 219V220H51ZM57 218L55 219V221L57 220ZM64 218V219H63ZM76 218V217H75ZM85 218V217H84ZM94 218V217H93ZM131 218V217H130ZM133 218V217H132ZM157 218H158V216H157ZM157 218H156V220H157ZM160 218V219H161ZM166 218V217H165ZM236 218V217H235ZM252 218V217H251ZM40 219V218H39ZM72 219H74V218H72ZM82 219V218H81ZM105 219H106V217H105ZM118 219H119V216H118ZM148 219H144V221H146V220H148ZM154 219L155 218H153V221H154ZM159 219V218H158ZM167 219V218H166ZM45 220V219H44ZM60 220V221H61ZM65 220H68V218H66ZM87 220V219H86ZM102 220H104V219H102ZM110 220H111V218H110ZM125 220H127L128 221V219L126 218ZM129 220H132V219H129ZM134 220H132V222L134 221ZM138 220H140V218H138ZM142 220V219H141ZM168 220H171L170 218L168 219ZM236 221H237V219H235ZM242 220V219H241ZM41 221V220H40ZM46 221H48V219L46 220ZM45 221V222H46ZM59 221V220H58ZM57 221V222H58ZM74 221H76V220H74ZM77 221H78V219H77ZM82 221H83V219H82ZM85 221V220H84ZM94 221V220H93ZM122 221H123V219H122ZM165 220H163L162 221V225H163V223H165L164 222ZM32 222H33V220H32ZM42 222V221H41ZM44 222V223H45ZM50 222V221H49ZM53 222V221H52ZM63 222H61L62 223V225L64 224ZM66 222H71V221H66ZM103 222V221H102ZM109 222V221H108ZM115 222V221H114ZM116 222H118V221H116ZM121 222V221H120ZM126 222V221H125ZM131 221H128V223H130ZM135 222V223H136ZM149 222V221H148ZM246 222V221H245ZM244 222V223H245ZM259 222V221H258ZM48 222H46V224H47ZM73 223V222H72ZM77 223V222H76ZM86 223V222H85ZM91 223V222H90ZM112 223V222H111ZM128 223H126V224H128ZM134 223V222H133ZM138 223H140V222H138ZM154 223V222H153ZM155 223H157V221L155 222ZM154 223V224H155ZM160 223V222H159ZM169 223H171V222H169ZM241 223V222H240ZM45 224V225H46ZM49 224V223H48ZM51 224V223H50ZM58 225H59V223H57ZM56 223L55 224H53V228L54 227H62V225L60 224L59 226L57 225ZM68 224V223H67ZM79 224V223H78ZM83 224H84V222H83ZM99 224V223H98ZM117 224V223H116ZM118 224H120V223H118ZM125 224V223H124ZM144 224V223H143ZM173 224V223H172ZM177 224H179V223H177ZM259 224V223H258ZM29 225V224H28ZM27 225V226H28ZM32 225V224H31ZM40 225V224H39ZM54 225H56V226H54ZM65 225V224H64ZM63 225V226H64ZM71 225V224H70ZM73 225V224H72ZM95 225H97V224H95ZM103 225V224H102ZM107 225H109V224H107ZM106 225V226H107ZM113 225H114V223H113ZM123 225V224H122ZM130 225V224H129ZM141 225V224H140ZM150 225V224H149ZM157 225H158V223H157ZM156 225V228H158V226ZM160 225V224H159ZM167 225V224H166ZM165 225V226H166ZM176 225V224H175ZM181 225H183V224H181ZM243 225H246V224H243ZM256 224H254V226H255ZM38 226V225H37ZM37 226H35L36 228H37ZM40 226H42V225H40ZM68 226H69V224H68ZM79 227V225H76V227ZM85 226V225H84ZM90 226V225H89ZM93 226V225H92ZM109 226H112V225H109ZM109 226H107V227H109ZM116 226H118V228H120V226L119 225H115V227ZM134 226H135V224H134ZM134 226H133V228H134ZM168 226V225H167ZM178 226H180V224L178 225ZM30 227L31 226H29L28 228H27V230L29 229L30 230ZM44 227V226H43ZM56 227V228H57ZM59 227V228H60ZM70 227V226H69ZM72 227V226H71ZM91 227V226H90ZM106 227V228H107ZM123 227V226H122ZM125 227H127V226H125ZM129 228H130V226H128ZM136 227V226H135ZM138 227H140L141 228V226H138ZM154 227V226H153ZM183 227H184V225H183ZM245 227V226H241V229L242 230H244V234H245V231L248 229H246V228H243ZM246 227H248V224H247V226ZM259 227V226H258ZM96 228V227H95ZM100 228V227H99ZM111 229H114V228H112V227H110ZM109 228V229H110ZM117 228V230H121V229H118ZM179 228V227H178ZM42 229V228H41ZM48 229V228H47ZM71 229H74V228H71ZM70 228H69V230H71ZM77 229V228H76ZM89 229V228H88ZM108 229V228H107ZM116 229V228H115ZM131 229V228H130ZM139 228H137V230H138ZM153 229H155V228H153ZM163 229H165V228H163ZM173 229V228H172ZM183 229V228H182ZM246 229V230H245ZM255 229V228H254ZM261 229V228H260ZM264 229V228H263ZM23 231H24V229H22ZM26 230V229H25ZM28 230V231H29ZM37 230H39V227H38V229ZM43 231L45 230V232L47 231L46 229H42ZM52 230V229H51ZM68 230V229H67ZM81 230H82V228H81ZM81 230H80V232H81ZM85 230H86V228H85ZM93 230H95V229H93ZM106 230V229H105ZM124 230V229H123ZM127 230V228L125 229V232H127L126 231ZM133 230V229H132ZM135 230V229H134ZM149 230V229H148ZM181 230V229H180ZM180 230L179 231H177V232H180ZM248 230H250V229H248ZM247 230V231H248ZM35 232H36V229L34 230ZM53 231V230H52ZM55 231L57 232L58 231V228L57 229H55ZM66 230H64V232H65ZM72 231H74V232H76V230L74 229V230H72ZM72 231H70V232H72ZM98 231H99V229H98ZM109 231V230H108ZM108 231H106V233L108 232ZM129 231V230H128ZM159 231H161V228H160V230ZM163 231V230H162ZM166 231H169L168 229L166 230ZM172 231V230H171ZM174 231V230H173ZM172 231V232H173ZM256 231H257V229H256ZM255 231V232H256ZM260 231V230H259ZM261 231H262V229H261ZM30 232V231H29ZM32 232V231H31ZM44 232V233H45ZM50 233H51V231H49ZM54 232V231H53ZM60 232V231H59ZM58 232V233H59ZM69 232V233H70ZM78 232L79 231H77V233H75V234H78ZM110 232V231H109ZM118 232V231H117ZM121 232H122V230H121ZM171 232V233H172ZM175 232V231H174ZM176 232V233H177ZM183 232V231H182ZM181 232V233H182ZM241 232V231H240ZM249 232H251V231H248L247 233L249 234ZM25 233V232H24ZM37 233V232H36ZM47 233H48V231H47ZM47 233H46V235H47ZM81 233H83V231L81 232ZM87 233H89V230H88V232ZM103 233V232H102ZM111 234H112V231L110 232ZM109 233V234H110ZM123 233H124V231H123ZM123 233L122 234H120V235H123ZM148 233H149V231H148ZM150 233H151V231H150ZM153 233H155V232H153ZM175 233V234H176ZM257 233H259V232H257ZM262 233H264V232H262ZM34 234V233H33ZM40 234V233H39ZM91 234V233H90ZM90 234H89V236H90ZM105 234V233H104ZM114 234V233H113ZM112 234V235H113ZM138 234H140L139 232H138ZM178 234V233H177ZM176 234V235H177ZM183 234V233H182ZM182 234L180 235V238H182L183 239V237H182ZM1 235V234H0ZM35 235H37V237H38V233L37 234H35ZM44 235V234H43ZM49 235V234H48ZM53 235H54V233H53ZM52 235V236H53ZM69 235V234H68ZM106 235V234H105ZM104 235V236H105ZM164 235V234H163ZM171 235H174L173 233L171 234ZM179 235V234H178ZM246 235V234H245ZM5 236V235H4ZM30 236V235H29ZM55 236V235H54ZM58 236H61V237H59L60 238V240H62L61 238H63V236L62 235H59L58 234ZM65 236V235H64ZM104 236H102V237H104ZM108 236V235H107ZM107 236H105V239L106 238H109V237H111V236H109V237H107ZM156 236V235H155ZM154 236V237H155ZM170 236V235H169ZM244 236V235H243ZM250 236V235H249ZM252 236V235H251ZM36 237V236H35ZM36 237V238H37ZM43 237V236H42ZM81 237V236H80ZM79 237V238H80ZM101 237V238H102ZM141 237H143V236H141ZM140 237V238H141ZM160 237V236H159ZM163 237V236H162ZM166 237V236H165ZM168 237V236H167ZM172 237V236H171ZM253 237V236H252ZM262 237H263V235H262ZM3 238V237H2ZM28 238V237H27ZM33 238V237H32ZM46 239L48 238V236H46L45 237ZM66 238V237H65ZM68 238H70V237H68ZM97 238V237H96ZM140 238H138L137 240H140ZM178 239H180L179 238V236L177 237ZM176 238V239H177ZM250 238V237H249ZM13 239H12V241L11 242H9L8 243V238H6V237H4L3 239H0V246L1 247H5V246H7L9 249H11V252L10 253H8V252H5L4 253V255H0V264H28V261L30 260V259H34V258H31V257H33L32 255L33 254H37V252H40V251H37L36 252V250L37 249H41V248H43V247H41L40 246V248L38 247V246H34L32 243L30 244L29 242H31L33 239H30L31 241H29L28 242V240L26 241V242H19V243H16V242H14V244H11L12 242H13ZM45 239V240H46ZM50 239H52V237H50ZM56 239H58V238H56ZM77 239V238H76ZM82 239H83V237H82ZM113 239H115L114 238V236H113ZM150 239V238H149ZM178 239H177V241H178ZM244 239V238H243ZM263 239V238H262ZM261 239V240H262ZM35 240V239H34ZM33 240V241H34ZM38 240H39V238H38ZM42 240V239H41ZM53 240V239H52ZM54 240H55V238H54ZM78 240V239H77ZM84 240H85V238H84ZM83 240V241H84ZM98 240H100V239H98ZM102 240V239H101ZM100 240V241H101ZM47 241V240H46ZM45 241V242H46ZM64 241H65V239H64ZM68 241H70V240H68ZM74 241H76L75 239H73L72 241H70V242H72L71 243V245L73 244V242ZM79 241V240H78ZM91 241H92V238H91ZM100 241H98V242H100ZM108 241V240H107ZM111 241H112V239H111ZM152 241H153V239H152ZM182 240H180V243L181 244H183L182 242H181ZM263 241H264V239H263ZM39 242H40V240L38 241V243L36 242V244H39ZM48 242H50V241H48ZM58 242H59V240H58ZM63 242V241H62ZM66 242V241H65ZM94 242V241H93ZM97 242V241H96ZM103 243L105 242V241H102ZM127 241H125V243H126ZM169 242H171V241H169ZM173 242V241H172ZM249 242V241H248ZM248 242H246L245 244H247ZM16 243V244H15ZM68 242H66V244H67ZM76 243V242H75ZM85 243H87V242H84V245H85ZM101 243V242H100ZM156 243H157V241H156ZM168 243V242H167ZM177 242H174V245L173 246H175V248L176 247H178V246H176V245H180L179 243L178 244H176ZM35 244V243H34ZM43 244V243H42ZM61 244V243H60ZM63 244H65L64 242H63ZM65 244V245H66ZM70 244V243H69ZM77 244L78 243H76V244H74V246L76 245L77 246ZM89 244V243H88ZM95 246H96V244L97 243H93ZM123 244V243H122ZM131 244V243H130ZM135 244V243H134ZM139 244V243H138ZM153 244H154V242H153ZM176 244V245H175ZM241 244V243H240ZM239 244V245H240ZM47 245L48 244H46V247H47ZM62 245V244H61ZM65 245H63V246H65ZM80 245V244H79ZM79 245L77 246L78 248H79ZM104 245V244H103ZM109 245V244H108ZM121 245V244H120ZM119 245V246H120ZM163 245V244H162ZM167 245V244H166ZM42 246H45V245H42ZM69 246V245H68ZM74 246H73V248H74ZM105 246V245H104ZM115 246H117L116 244H115ZM122 246H124V245H122ZM168 246V245H167ZM181 246V245H180ZM241 246V245H240ZM66 247V246H65ZM65 247H63V248H65ZM69 247H72V246H69ZM76 247V248H77ZM90 247V246H89ZM101 247H102V244H101ZM107 247V246H106ZM112 247H113V244H112ZM150 247H152V246H150ZM156 247V246H155ZM247 247V246H246ZM263 247H264V245H263ZM48 248V247H47ZM59 248V247H58ZM62 248V247H61ZM104 248V247H103ZM102 248V249H103ZM111 248V247H110ZM109 248V249H110ZM124 248V247H123ZM154 248V247H153ZM156 248H158V247H156ZM161 248V247H160ZM167 247H165V249H166ZM173 248V247H172ZM187 248V247H186ZM242 248V247H241ZM2 249V248H1ZM45 249V248H44ZM69 249V248H68ZM67 249V250H68ZM70 249H72V248H70ZM80 249H81V246H80ZM94 249H95V247H94ZM99 249H101V248H99ZM114 249V248H113ZM122 249V248H121ZM150 249V248H149ZM233 249V248H232ZM243 249V248H242ZM246 249V248H245ZM249 249V248H248ZM248 249H246V250H248ZM59 250H61L62 251V249H60L59 248ZM74 250H75V248H74ZM77 250H79V249H77ZM85 250V249H84ZM84 250H82L81 249V254L83 253V251ZM104 250V249H103ZM105 250H106V248H105ZM116 250H118V249H115L114 251H116ZM158 250V249H157ZM157 250H155V252L157 251ZM177 250V249H176ZM241 250V249H240ZM41 251H42V249H41ZM44 251V250H43ZM66 251V250H65ZM64 251V252H65ZM100 251V253H101V251L102 250H99ZM108 251V250H107ZM110 251V250H109ZM108 251V252H109ZM124 250H122V252H123ZM153 251V250H152ZM168 251V250H167ZM233 251H235V250H233ZM232 251V252H233ZM243 251V250H242ZM262 252H263V250H261ZM60 252V251H59ZM63 252V253H64ZM68 252V251H67ZM75 252V251H74ZM77 252H79V251H77ZM96 252H98V251H96ZM108 252H106L107 254L106 255H108ZM143 252V251H142ZM154 252V253H155ZM163 252V251H162ZM164 252H166V250L164 251ZM236 252V251H235ZM248 253H249V251H247ZM41 253V252H40ZM54 253V252H53ZM71 253H72V251H71ZM87 253V252H86ZM85 253V254H86ZM111 254H113V251L112 252H110ZM109 253V254H110ZM119 253H120V251H119ZM154 253H153V255H154ZM223 253H225V251L223 252ZM230 253H231V251H230ZM239 253V252H238ZM61 254H62V252H61ZM66 254V253H65ZM77 255L79 254V253H76ZM99 254V253H98ZM103 254V256H104V253H102ZM115 254V253H114ZM117 254H118V252H117ZM116 254V255H117ZM156 254V256H157V254H158V251L155 253ZM218 254V253H217ZM220 254H222V252L220 253ZM237 254V253H236ZM243 253H241V255H242ZM263 254H264V252H263ZM37 255H39V253L37 254ZM84 255V254H83ZM87 255V254H86ZM85 255V256H86ZM128 255V254H127ZM130 255V254H129ZM199 255V254H198ZM232 255V254H231ZM235 255V254H234ZM240 255V256H241ZM247 255V254H246ZM48 256V255H47ZM65 255L63 254V257H64ZM66 256H67V254H66ZM66 256H65V258H66ZM79 257L81 256V255H78ZM101 256V255H100ZM112 256V255H111ZM263 256V258H264V255H262ZM36 257V260L38 259V257L37 256H35ZM61 257H62V255H61ZM79 257L76 259V260H79ZM89 257V256H88ZM87 257V258H88ZM108 257V259L110 258L109 256H107ZM124 257V256H123ZM148 256H146V258H147ZM222 257H223V255H222ZM226 256H224V258H225ZM248 257V256H247ZM74 258V257H73ZM86 258V260H88ZM103 258V257H102ZM118 258V257H117ZM127 258H128V256H127ZM127 258H125L126 260L125 261H127L128 259ZM151 258H152V256H151ZM153 258H156V257H153ZM158 258V257H157ZM157 258H156V261H157ZM226 258H229V257H226ZM232 257L230 256V258L229 259H231ZM245 258V257H244ZM243 258V259H244ZM39 259H40V257H39ZM49 259V258H48ZM72 259V258H71ZM75 259V258H74ZM113 259V258H112ZM121 259H123V258H121ZM121 259H120V261H121ZM233 259V258H232ZM231 259V260H232ZM35 260V259H34ZM35 260V261H36ZM73 260V259H72ZM75 260V261H76ZM106 260V259H105ZM114 260V259H113ZM112 260V261H113ZM116 260H118V259H116ZM138 260V259H137ZM151 260V259H150ZM180 260H182V259H180ZM217 260V259H216ZM220 260V259H219ZM227 260V259H226ZM236 260V259H235ZM238 260V259H237ZM236 260V261H237ZM240 260V259H239ZM238 260V261H239ZM247 260V259H246ZM246 260H244V262L246 261ZM249 260V259H248ZM255 260V259H254ZM253 260V261H254ZM256 260H258V258H256ZM32 261V260H31ZM35 261L32 263V264H36L35 263ZM39 261V260H38ZM41 261H42V259H41ZM80 261V260H79ZM107 261H109V260H107ZM125 261H122V262H125ZM130 261H131V257H130ZM130 261H129V263H128V261L126 262V264L128 263V264H130ZM133 261V260H132ZM132 261H131V264H132ZM229 261V260H228ZM236 261H235V263H236ZM243 261V260H242ZM242 261H241V263H242ZM259 261V260H258ZM43 262V261H42ZM72 262H74V261H72ZM111 262V261H110ZM114 262V261H113ZM145 262H147V261H145ZM151 262H152V260H151ZM155 262V261H154ZM179 262V261H178ZM183 262H184V260H183ZM182 262V263H183ZM230 262V261H229ZM232 262H234V261H232ZM240 262V261H239ZM248 262V264H250L249 262H250V260L249 261H247ZM252 262V261H251ZM254 262H256V264H259L257 261H254ZM263 262V261H262ZM40 263V262H39ZM76 263H77V261H76ZM88 263V262H87ZM116 263V262H115ZM158 263V262H157ZM182 263H179V264H182ZM186 263H189L190 264V262H187L186 261ZM192 263V262H191ZM79 264V263H78ZM83 264V263H82ZM107 264V263H106ZM117 264H119V260H118V262H117ZM185 264V263H184ZM198 264V263H197ZM240 264V263H239ZM245 264H247V263H245ZM252 264V263H251ZM263 264H264V262H263Z\"/></svg>",
	"mask_w": 264,
	"mask_h": 264
},
{
	"label": "clouds",
	"instance_id": "clouds-1",
	"mask_svg": "<svg viewBox=\"0 0 264 264\" xmlns=\"http://www.w3.org/2000/svg\"><path fill=\"white\" fill-rule=\"evenodd\" d=\"M13 155L11 148H9L6 144V133L0 132V162L7 163L9 158ZM18 211V209H12L9 212L10 216H13V214ZM5 252L10 253L11 249H9L7 246L5 248L0 249V255H4Z\"/></svg>",
	"mask_w": 264,
	"mask_h": 264
}]
</instances>
